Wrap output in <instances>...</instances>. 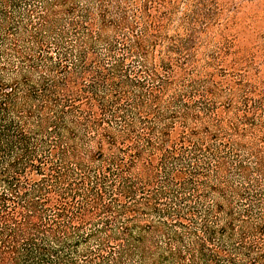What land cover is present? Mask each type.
I'll return each mask as SVG.
<instances>
[{"label":"trees","instance_id":"16d2710c","mask_svg":"<svg viewBox=\"0 0 264 264\" xmlns=\"http://www.w3.org/2000/svg\"><path fill=\"white\" fill-rule=\"evenodd\" d=\"M225 3L0 0V264H264V37Z\"/></svg>","mask_w":264,"mask_h":264},{"label":"rangeland","instance_id":"374dc122","mask_svg":"<svg viewBox=\"0 0 264 264\" xmlns=\"http://www.w3.org/2000/svg\"><path fill=\"white\" fill-rule=\"evenodd\" d=\"M224 8L218 18V22H223L226 18L230 21V26H235L231 32L238 33V36L247 42H239V46L251 48L254 43V35L259 33V37H264V0H225ZM263 39L259 38V46L262 47ZM255 51V50H253ZM257 56L264 59V52H257ZM261 76L264 78V64L260 66Z\"/></svg>","mask_w":264,"mask_h":264}]
</instances>
